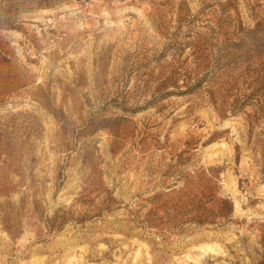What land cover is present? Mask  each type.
Wrapping results in <instances>:
<instances>
[{"label":"rangeland","instance_id":"1","mask_svg":"<svg viewBox=\"0 0 264 264\" xmlns=\"http://www.w3.org/2000/svg\"><path fill=\"white\" fill-rule=\"evenodd\" d=\"M0 264H264V0H0Z\"/></svg>","mask_w":264,"mask_h":264}]
</instances>
